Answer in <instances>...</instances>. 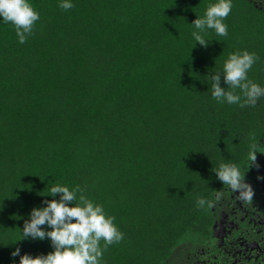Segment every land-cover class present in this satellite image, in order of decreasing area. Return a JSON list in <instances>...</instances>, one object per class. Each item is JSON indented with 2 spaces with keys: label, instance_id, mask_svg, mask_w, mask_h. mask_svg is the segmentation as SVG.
<instances>
[{
  "label": "trees",
  "instance_id": "obj_1",
  "mask_svg": "<svg viewBox=\"0 0 264 264\" xmlns=\"http://www.w3.org/2000/svg\"><path fill=\"white\" fill-rule=\"evenodd\" d=\"M29 2L40 18L25 43L0 22V264H18L17 248L53 250L22 229L59 199L48 194L57 184L79 188L123 233L100 242L99 264H168L202 243L230 187L215 170L252 179L264 156V97L221 103L210 80L248 51V78L264 86V0H231L227 36L208 30L207 47L191 22L215 0Z\"/></svg>",
  "mask_w": 264,
  "mask_h": 264
},
{
  "label": "clouds",
  "instance_id": "obj_2",
  "mask_svg": "<svg viewBox=\"0 0 264 264\" xmlns=\"http://www.w3.org/2000/svg\"><path fill=\"white\" fill-rule=\"evenodd\" d=\"M59 7L68 10L73 4L71 0H60ZM231 8V0H215V3L208 5L203 17L197 16L191 22L195 46L199 43L207 47L209 42L205 35L208 30H213L216 36H227V25L223 20L229 15ZM39 18L38 11L29 0H0V22L11 23L15 27L20 43L26 42ZM256 59L248 51L230 54L223 63L222 70L210 75L212 97L230 105L256 106L264 97V86L248 78V71ZM222 77L226 87L221 84ZM236 89H239V94L235 92ZM256 154L253 148L252 162L256 161ZM215 173L234 193L238 191L242 202L253 199V188L245 182V174L242 176L235 165L221 164ZM79 191V188L54 185L48 194L53 197L59 194V199L46 201L44 206L31 210L22 229V239H48L53 250L33 256L20 255V249L17 248L12 256L20 257L18 264H99L103 255L100 242H104L106 249L123 239V233L115 225L114 218L108 216L101 205L94 204L83 195L78 197ZM205 203L207 201L203 198L197 200L198 206ZM45 225L47 227H43Z\"/></svg>",
  "mask_w": 264,
  "mask_h": 264
},
{
  "label": "flooded vegetation",
  "instance_id": "obj_3",
  "mask_svg": "<svg viewBox=\"0 0 264 264\" xmlns=\"http://www.w3.org/2000/svg\"><path fill=\"white\" fill-rule=\"evenodd\" d=\"M251 179V201L242 202L229 187L217 211L218 222L202 243L187 245L168 264H264V156Z\"/></svg>",
  "mask_w": 264,
  "mask_h": 264
},
{
  "label": "rangeland",
  "instance_id": "obj_4",
  "mask_svg": "<svg viewBox=\"0 0 264 264\" xmlns=\"http://www.w3.org/2000/svg\"><path fill=\"white\" fill-rule=\"evenodd\" d=\"M186 247L183 249V251H185Z\"/></svg>",
  "mask_w": 264,
  "mask_h": 264
}]
</instances>
